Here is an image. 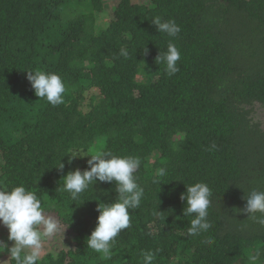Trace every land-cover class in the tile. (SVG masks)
Wrapping results in <instances>:
<instances>
[{"label": "trees", "instance_id": "trees-1", "mask_svg": "<svg viewBox=\"0 0 264 264\" xmlns=\"http://www.w3.org/2000/svg\"><path fill=\"white\" fill-rule=\"evenodd\" d=\"M106 5L0 0V185L34 190L73 233L68 250L49 251L39 264H141V249L160 250L154 264H247L250 251L264 249V229L238 211L245 191L264 189V0H120L103 21ZM156 16L181 27L173 40L180 71L171 77L155 62L169 40L151 23ZM34 69L61 75L63 104L35 96L26 72ZM75 149L142 161L136 176L145 197L130 210L111 260L86 238L98 203L115 200L114 184L97 182L76 204L57 190L81 164L68 162ZM160 167L165 184L153 185ZM197 181L213 190V227L189 237L180 195Z\"/></svg>", "mask_w": 264, "mask_h": 264}, {"label": "clouds", "instance_id": "clouds-1", "mask_svg": "<svg viewBox=\"0 0 264 264\" xmlns=\"http://www.w3.org/2000/svg\"><path fill=\"white\" fill-rule=\"evenodd\" d=\"M151 23L158 33L169 38L166 50L159 51L155 62L165 66L167 76H174L180 71L177 62L181 59V53L173 40L181 32V27L174 19L162 20L159 16L154 17ZM119 56L127 59L129 52L121 48ZM26 72L27 80L36 97L46 100L53 107L64 103L66 85L60 74L43 69ZM215 148L216 145L213 143L208 150ZM69 154V163L76 158L89 155L91 157L87 160L86 169L77 168L69 171L59 181L57 190L67 193L73 203L80 201L82 194L93 189L97 182L114 184L117 193L115 200L110 203H98L96 211L99 215L96 226L86 238L88 249L97 253L101 260H111L116 237L122 230L130 227V210L140 208L145 197V189L138 183L136 176L142 163L141 158L134 155H117L110 150H99L88 154L75 149ZM64 167V163L60 161L56 168L63 171ZM167 175L168 171L165 167L156 169L152 184L159 186L165 184L162 181ZM184 185L186 191L181 193L180 199L185 202L182 216L190 218L187 235L198 237L209 232L213 227L209 220L213 190L203 181L187 185L184 183ZM243 199L246 203L238 211L247 214V220L264 229V189L251 188L245 191ZM159 213L157 209L153 214L159 215ZM0 224L7 228V240L12 242L9 246L8 243L0 240V254L5 252L8 254L7 259H0V264H10V261H14L15 264H39L42 255L45 254L44 242L61 231L58 219L46 213L37 193L23 183L0 185ZM204 242L211 246L214 239L209 237ZM159 251V249L139 250L141 264H154ZM52 258L55 259V253H52ZM247 264H264V249L250 251L247 255Z\"/></svg>", "mask_w": 264, "mask_h": 264}, {"label": "rangeland", "instance_id": "rangeland-1", "mask_svg": "<svg viewBox=\"0 0 264 264\" xmlns=\"http://www.w3.org/2000/svg\"><path fill=\"white\" fill-rule=\"evenodd\" d=\"M87 0H84V2H86ZM107 1V5L105 7V13L107 14L106 16H103V21H108L111 18L112 14V9L114 6H116L120 0H105ZM150 0H133V3L135 4H149ZM143 76V75H142ZM141 79V78H140ZM97 92V91H96ZM95 92H88L87 94L85 93V99L82 101V106L81 108L86 112L90 110V103H91V97L94 96ZM260 112H262V109H258ZM259 116V115H257ZM99 146H96L95 149H98ZM90 155L83 157V158H79L81 159V164L78 165L76 167L84 170L83 168L87 166V160L90 159ZM50 215L55 216L57 219L58 217L56 216V214L54 213H47ZM58 221L60 222V220L58 219ZM61 231L59 233H57L55 236H53L52 238L46 240L44 242V249H45V254L42 255V257L46 256L48 254L49 251H54V252H59L60 250H68L69 246L72 243V235L73 233H71V230L68 229L66 226H64L61 222ZM8 237V230L6 227H4L2 224H0V240L5 241L6 243L9 244V246H11V241L7 240ZM41 257V258H42ZM8 258V254L7 252L0 254V259H7Z\"/></svg>", "mask_w": 264, "mask_h": 264}]
</instances>
